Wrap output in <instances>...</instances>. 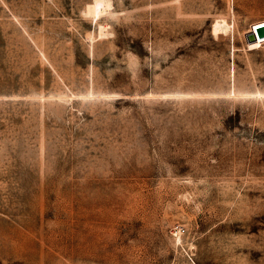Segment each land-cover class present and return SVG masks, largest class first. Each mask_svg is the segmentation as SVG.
Listing matches in <instances>:
<instances>
[{
	"label": "rangeland",
	"instance_id": "1",
	"mask_svg": "<svg viewBox=\"0 0 264 264\" xmlns=\"http://www.w3.org/2000/svg\"><path fill=\"white\" fill-rule=\"evenodd\" d=\"M107 1L0 0V264H264V0Z\"/></svg>",
	"mask_w": 264,
	"mask_h": 264
},
{
	"label": "bare ground",
	"instance_id": "2",
	"mask_svg": "<svg viewBox=\"0 0 264 264\" xmlns=\"http://www.w3.org/2000/svg\"><path fill=\"white\" fill-rule=\"evenodd\" d=\"M89 8H90V10L95 11V12L97 11L101 14L102 12H105L108 10L109 3L107 0H95V2L93 4H90ZM259 23L260 22L253 23L251 25L250 32H248V35H247L248 38L247 39H248V43H249L248 45L250 48H258V47L262 46V44L264 43V30H263L262 35L260 37H255L252 35V34H255V29H256L255 27ZM261 24L264 25V23H261ZM261 24H259V25H261Z\"/></svg>",
	"mask_w": 264,
	"mask_h": 264
},
{
	"label": "water",
	"instance_id": "3",
	"mask_svg": "<svg viewBox=\"0 0 264 264\" xmlns=\"http://www.w3.org/2000/svg\"><path fill=\"white\" fill-rule=\"evenodd\" d=\"M263 30H264V25L263 24L258 25L255 29V34L252 35L255 37H260L262 35Z\"/></svg>",
	"mask_w": 264,
	"mask_h": 264
},
{
	"label": "trees",
	"instance_id": "4",
	"mask_svg": "<svg viewBox=\"0 0 264 264\" xmlns=\"http://www.w3.org/2000/svg\"><path fill=\"white\" fill-rule=\"evenodd\" d=\"M237 117V114H232L230 115L227 119H226V125L230 126V124H232V121L234 120V118Z\"/></svg>",
	"mask_w": 264,
	"mask_h": 264
},
{
	"label": "built area",
	"instance_id": "5",
	"mask_svg": "<svg viewBox=\"0 0 264 264\" xmlns=\"http://www.w3.org/2000/svg\"><path fill=\"white\" fill-rule=\"evenodd\" d=\"M176 230H177L178 232H181V231H183L184 229H183V227H182V228H176Z\"/></svg>",
	"mask_w": 264,
	"mask_h": 264
}]
</instances>
